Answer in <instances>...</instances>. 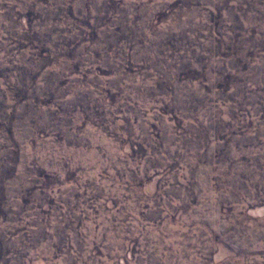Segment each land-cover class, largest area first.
Returning <instances> with one entry per match:
<instances>
[{"label": "rangeland", "instance_id": "obj_1", "mask_svg": "<svg viewBox=\"0 0 264 264\" xmlns=\"http://www.w3.org/2000/svg\"><path fill=\"white\" fill-rule=\"evenodd\" d=\"M258 64L264 0H0V264H264Z\"/></svg>", "mask_w": 264, "mask_h": 264}, {"label": "trees", "instance_id": "obj_2", "mask_svg": "<svg viewBox=\"0 0 264 264\" xmlns=\"http://www.w3.org/2000/svg\"><path fill=\"white\" fill-rule=\"evenodd\" d=\"M247 11H246V13H243V14H239V15H237V20H239V21H234L236 24L234 25V29H235V31L233 32L234 34H233V37H235L236 39L237 38H240V37H242L243 35H244V33H242V32H240V31H243L242 30V27H243V25H242V23H247L248 22V20L245 18L246 17V14H248V12H249V8L248 9H246ZM239 11V10H238ZM256 13H258L259 14V11H257ZM231 21V20H230ZM233 21V20H232ZM256 30H253V31H250V34H252V35H254L256 32H255ZM250 38H253V37H250ZM253 40V39H252ZM251 40V41H252ZM215 42L217 43V44H222L223 43V41L221 40H215ZM257 67H259L260 69H261V67H262V65L260 64H258L256 67H254V68H257ZM263 68V73H260V76H262L261 77V79H262V81H263V86L261 87L262 89H259L258 90V92H261L262 94H263V96H264V66L262 67ZM243 69V68H242ZM250 83H252V82H250ZM261 83V82H260ZM242 88H243V86H242Z\"/></svg>", "mask_w": 264, "mask_h": 264}]
</instances>
